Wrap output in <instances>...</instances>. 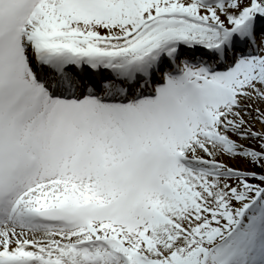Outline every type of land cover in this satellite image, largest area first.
<instances>
[{
    "label": "snow or ice",
    "instance_id": "obj_1",
    "mask_svg": "<svg viewBox=\"0 0 264 264\" xmlns=\"http://www.w3.org/2000/svg\"><path fill=\"white\" fill-rule=\"evenodd\" d=\"M0 264H264V0H0Z\"/></svg>",
    "mask_w": 264,
    "mask_h": 264
}]
</instances>
